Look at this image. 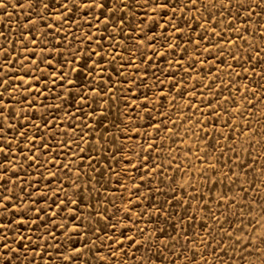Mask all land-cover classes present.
<instances>
[{
	"label": "rangeland",
	"instance_id": "374dc122",
	"mask_svg": "<svg viewBox=\"0 0 264 264\" xmlns=\"http://www.w3.org/2000/svg\"><path fill=\"white\" fill-rule=\"evenodd\" d=\"M8 2L14 4L15 0H8ZM136 2L142 3V0H136ZM204 2L207 3V0H204ZM224 2L227 4L228 0H224ZM256 2L259 4L260 0H256ZM20 3L22 8L8 7L0 14V31L5 33V36L0 38V45L9 49L7 60H15V63L8 64L7 75L10 78L13 76L19 77L23 74L20 68L21 58L29 55L20 44L21 32L23 31L25 35H29L30 39L35 37L37 40L36 45L29 43V51H34L35 56H29L25 66L31 67V61L35 59L39 67L45 69L46 61L41 62V58L42 55L47 54L49 51L45 45L51 39V36L56 35L55 29L58 23L53 19L47 21L37 20L36 16L30 15V11L27 8V0H20ZM197 7H199V4ZM208 7L211 9V4H208ZM146 11L151 14L150 9L146 10L134 7L133 12L135 15L133 16L131 13L126 15L127 22L133 23L134 21L137 33H139L140 28L144 27V24L140 22L143 20L147 23ZM203 11L204 9H201V12ZM211 11L215 13L214 18L209 22L201 20L200 23L205 24V28H209L214 23L216 31L221 32L225 39L235 42V46H230L220 41V49L224 53V63L212 66L211 73H209V65L207 63L204 65L203 71H201L199 62L194 64V70H189L187 75L179 70L180 68L187 67V62L192 55V49L197 43L195 39L197 34L205 37L209 35L208 32L202 31L198 26L195 31H190L188 28H184L183 24L180 25L184 28L185 35L192 37L193 40L192 44L188 46L189 55H184L183 60H180V57L183 55L181 52L183 44H181V48L175 50V53H166L163 60H161L158 54L153 55V51L155 50L157 53L163 52L166 45L161 47L160 43H157L154 49H144L146 52L144 63H141L138 57L136 58L139 71L134 67H127L120 69L123 75L118 76L113 69L118 68L122 63H126L125 58L128 52L125 51L121 59L112 60V57L120 53L122 48L121 45H117L115 52L111 51L113 42L109 40V35L115 36L116 40L122 39L121 36H116L112 31L113 25L109 23L105 26L103 17H101L99 28H97L95 21H93L92 27L89 28L86 23L89 18L84 15L80 17L82 27L77 28L76 25H71L72 36L61 40L60 51L68 55L67 45L69 41H71V48L83 50L85 44L89 48H96L95 40L91 44H88L85 37L84 44H79L72 37H81L82 34L91 32L98 40L103 33V49H97V51H102L104 54V60L100 61L104 71L101 74L99 68L95 69L96 75H94L91 82L92 86L95 87L97 81H108L110 77V86L116 93V96L123 95L131 108V97L135 94L136 103H144L145 108H135L129 111L127 115H121L120 113L124 109V100L113 99L110 102V108L108 107V101L101 100L100 103H103L105 108L111 112L109 119H115L121 125L119 131L114 127H109L110 138L106 142L104 138L97 135V133L102 131V128H95L89 133L91 136L90 144L86 145L83 141L77 140L79 133L74 129H68L67 125L72 124L75 126L85 118L79 117V119L73 120L71 116H65V111H73L67 104L61 105L59 119L56 125L52 127L51 133L47 132L43 126H41L40 132H36L32 127L33 123L40 124L39 118L42 115L46 119L51 118L48 113L57 115L54 111V106L59 101L55 99V94L60 92L61 95H64L59 87L52 88V84L50 83L51 77L48 76L47 70H45V76H48L47 81H41L40 84L36 85V87L44 89L43 94L36 96L33 93L28 96V100H36V105L34 106L36 109L35 113L27 108L26 103L13 104L14 109H21V115L10 121V123L15 124L20 131H26L29 137L35 135L37 137L35 144L40 148L41 152H45L43 144H48L45 154L39 157L41 161L45 159L49 161L47 166L48 171L41 168L37 172L33 166V161L25 163V154L30 151L33 156H36L38 154L36 148L32 146V143L20 137L19 131L8 129L9 137H15L13 155L18 176L22 177V182L13 177V179H17L16 195H22L19 192V187L21 186L25 188L26 192H33V197L25 200V203H29L30 199H40L36 193L45 192L44 199L40 200L38 205H32V207H45L46 201L47 204L51 205V211H47L45 207V214L51 218L52 213L58 211L56 205L59 204V199L64 198L66 194L68 196L72 195L74 191L72 181L76 179L75 174L78 168L81 172L79 177L81 187L87 185L88 188H91V184L95 183V181L86 179V177H98L99 175L89 168V164H93L103 171L105 179L101 181V184H96V189L99 191L92 190L90 197L88 191L84 192V196L89 197L90 202V207L88 204L81 206L85 217H88L90 211L95 215L97 211L103 208H107L108 214L111 215L115 211V208L112 207L113 203L122 209L123 203L121 198H123L124 202L131 198L133 204L139 205L134 211H145L144 217L140 218L138 227H145L147 225L150 231L153 227L159 228L163 226L167 232L179 237L180 242L176 248V255H180V251L187 243L188 248L196 252V264H204V261L209 262V264H243L237 252L243 255L245 260H253L255 264H260V257L258 255H248L250 249L242 248V251L240 249L234 251L233 249L234 240L237 236L243 239L247 235L249 238L255 239L258 244L259 236L264 233V216H262V212H264V207H262L264 206V167H262L264 166V87H262L264 86V78L255 74L260 73L261 67L264 66V59H260L259 63H257L256 59L257 52L264 48V35H262L264 34V23H258V21H264V13H261L260 17L256 15L246 17L245 13L241 11L239 18H236L232 15V13L236 12V0H232L231 11H225L223 16L219 15L218 9H211ZM256 11L259 12L260 9L257 8ZM179 15L180 13L177 12V17ZM191 15L195 16L196 13L193 12ZM205 15L207 16L209 13L205 12ZM184 16L188 18L189 13L185 12ZM33 20H37V23L32 25V32L29 34L24 29V24L26 22L32 24ZM172 22L175 23L176 21L173 20ZM189 22L192 23L191 20ZM47 23H51L53 29L51 36L45 37L41 34L40 29L43 24ZM116 23L118 25L119 21ZM163 23L164 20H158V24ZM229 23L232 25L231 30L226 27ZM65 27L67 28L68 26ZM105 27H107V32H105ZM236 28L240 29L239 33L235 32ZM245 28L248 29L247 33L244 31ZM44 31L47 32L48 29L44 28ZM128 31V28L124 29L125 33ZM161 31L163 29L157 25L155 32L159 34ZM148 34L151 35L152 33ZM165 35L167 36V33ZM60 36H64V33H60ZM237 36L243 37L244 40L238 39ZM216 40V37H212L211 42H216ZM13 41L16 43L13 44ZM169 42H172L171 39ZM131 43V40L125 41L126 45H130ZM207 43L209 41L206 39L200 41L201 47ZM229 48L238 57L237 60H233L228 55ZM52 56L55 57V51L52 52ZM249 56L253 57L251 61L248 59ZM149 57H151V64L146 63ZM218 57L219 53H217ZM97 59L99 58L96 56L92 57V60ZM203 59L204 53L201 52L200 60ZM208 59L211 61L212 57L209 56ZM178 61L179 64L177 63ZM5 63L4 57H0V74L5 72ZM229 64L232 65V68L228 67ZM253 65H255V72L252 70ZM55 66L56 68L60 67L58 64ZM68 66L67 64L65 65V71ZM72 66L74 67L75 65ZM157 67L159 71H157ZM145 68L149 70V75L141 81L140 77L144 75ZM243 69H248L249 71L244 72ZM153 72L155 73V79L152 76ZM172 72H175L173 83L176 87H173L170 91L169 80L172 79L170 75ZM161 73L167 75L168 79H165V75H161ZM36 75H39V72ZM157 79L162 82V91L166 94L163 101L159 103L160 92L157 91V87L155 86ZM133 80L136 82V85H139V88L132 84ZM181 81H184L183 96L177 93V88L180 86ZM0 82H2V79H0ZM13 82L16 83L17 81L14 80ZM45 84H47V87H45ZM193 85L196 86L195 97L191 95L190 91ZM205 85H209L210 87L205 88ZM245 86H247V92ZM128 87H131V93L124 92V89ZM253 88L256 89L255 93L251 91ZM50 90L51 94L49 95ZM85 91L87 92L86 84ZM9 92L12 93L14 98L21 97L24 94L22 87H18L16 90L9 89ZM144 94L148 97L147 101H144ZM88 95L89 99H91V94L88 93ZM45 96H47V99H45ZM224 97H229L228 102L224 101ZM4 98L8 99V93L4 94ZM207 99H213L214 103L228 110L229 116L226 117L221 112L220 119L213 123L207 116ZM233 100L235 101V107L239 109L238 112L233 111ZM249 100H251V105L247 103ZM8 102L13 103L11 100ZM187 103L197 105L200 111H197L196 108L185 107ZM42 105H49L51 107H48L46 112ZM146 109L151 116V122L146 116ZM97 111H100V109L97 108ZM217 111H220V107L217 108ZM25 115L29 117L28 120L24 119ZM96 119H100V117L97 116ZM197 121H199V127H197ZM225 121H227V125H232V127L226 126ZM89 122L95 124L94 120ZM150 123L153 126H150ZM154 123H160L161 125L158 132L154 129ZM21 125L24 127L21 128ZM205 131H207L208 135H204ZM245 133L247 134L245 135ZM115 137H119V139H116L115 144H113L111 138ZM228 137H231V139H228ZM70 138L75 141L71 143V148L68 147ZM84 139L87 140L88 137L86 136ZM208 141H211L213 145H216L217 141L219 142V146H217L215 152H212L207 147ZM76 143H79V148H77ZM151 143H155L156 148L149 150L147 153H142V148L146 149L148 144ZM161 144L163 147H161ZM233 144L235 145L237 155H233L232 151L227 150L228 146ZM249 144L252 145L251 148L248 147ZM117 146H121L119 152L116 151ZM81 148L85 149L83 153L85 157L90 154L93 159H85L81 163L74 156V153H79ZM93 148L96 150L93 151ZM221 151H224L225 154L221 155ZM137 153H141L139 159L137 158ZM144 155L151 156L147 169L141 166L139 171L132 170L131 164H143ZM204 156L208 157L207 161L204 159ZM53 157L63 164L71 163V171L67 175L62 170L57 171V165L52 164ZM216 157H219V161L216 160ZM253 157H255V160H253ZM128 160L131 161L130 164L126 163ZM242 160H246L247 164L244 169H238L236 165ZM225 162L232 166V172L239 173V179L234 184L222 175V173L231 175L228 172V167L223 166ZM213 163L216 164V168L209 171L208 166ZM154 164H161L162 167L153 171L152 166ZM106 165L113 169L112 173L108 172ZM249 165L253 166L251 170L248 168ZM213 171H215V176H213ZM49 172H56V178L51 184H47ZM245 172L248 173L247 176L244 175ZM141 174H145L146 176L143 181L140 178ZM37 180H39V184L36 183ZM250 181H254V183L250 184ZM29 182L32 183V188L28 187ZM66 183L69 185L68 187H65ZM135 184L141 185L138 191L134 187ZM181 184L183 185L182 188L180 187ZM241 186L247 190V195L241 192ZM7 187H12L11 180L7 182ZM48 188L52 190L48 191ZM173 188L176 189L174 193L172 191ZM157 189H162L164 194L156 191ZM54 193H58V198L54 196ZM221 193L224 199L220 198ZM173 195L178 198V201L177 199H173L171 206L165 203V208L167 212L175 213L172 224L177 223L176 217H184L183 220L179 221L180 227L176 228L173 232L172 228L166 224H149L148 212L152 211L150 202L157 203L164 201L166 197L171 198ZM200 197H203V199L201 200ZM53 199L56 200L55 204L52 203ZM98 200L99 204L97 203ZM226 201L231 202L226 203ZM185 209H187V213H185ZM209 214L215 217V219L209 218ZM60 215L63 216L64 213ZM120 215L121 212L116 213L117 217ZM192 215L195 216V220L190 219ZM163 219L164 216L161 215L160 220ZM151 220L155 221L156 215H153ZM60 222L59 216L54 218V223L58 224ZM201 224L211 229L210 235L206 234L203 230L197 231L200 229ZM229 224H231V227H229ZM221 226H223V232L221 231ZM47 227V224L41 227L39 233H43ZM69 228H71V224H69ZM185 228L188 229L190 238L194 237L197 241H211L207 246L206 252L205 244H192L184 240L182 230ZM21 231L25 235H30L33 242L36 243V231L29 232L27 227H22ZM227 232L232 233L231 241L227 239ZM127 234L133 235L134 232ZM212 237L216 239L213 240ZM222 237V246L217 249L216 253H212V248L216 246V241ZM43 240L44 237L41 235V243ZM74 243H76L77 247L80 246L79 242L75 240ZM90 243L91 240H89ZM60 244L66 250L69 248L67 239L62 233L58 232L56 240L48 237L47 255H39L33 258V253L28 251V257L34 259V264H60L56 256V250ZM99 245L100 242L97 241V247ZM40 251L41 249L37 247L36 252ZM192 251L185 253V255L191 256ZM23 252L24 249L22 248L20 250V264H27ZM61 254L63 255L64 253ZM201 254H204V261L200 259ZM49 255L51 256V260H48ZM98 255L107 257L109 254L104 249H101ZM217 257H219V260H217ZM86 258H88L89 264H95V260L89 257L88 253L81 255L76 264H80ZM123 259V257L118 256L116 264H121ZM124 264H133V261L129 259L124 261ZM177 264H187L183 255H180Z\"/></svg>",
	"mask_w": 264,
	"mask_h": 264
},
{
	"label": "snow or ice",
	"instance_id": "6c2138e0",
	"mask_svg": "<svg viewBox=\"0 0 264 264\" xmlns=\"http://www.w3.org/2000/svg\"><path fill=\"white\" fill-rule=\"evenodd\" d=\"M199 4V7L197 5ZM208 4H211V9H218L219 15L223 16L225 11H231L232 0H228V3L225 4L224 0H207V3L204 0H142V3L136 2V0H27V8L30 11V15L36 16L39 21H47L49 19L55 20L57 23L55 32V36H51V32L53 29V25L51 23L43 24L41 26V34L45 37L51 36V39L48 40L45 47L49 49L47 54L42 55L41 62L46 61L45 69H41L37 60L33 59L31 61V67H26L25 64L29 59V56H35L34 51H29V43L32 45H36L37 40L35 37L30 39L29 35H25L24 32H21L20 44L23 49L29 53L28 56H23L20 62V68L23 72L19 77H9L7 75L8 64L15 63V60L8 61L7 53L9 51L8 48H4L3 45H0V57H4L6 63L4 65L5 72L0 74V264H20V250L23 248L24 259L27 261V264H34V259H30L28 257V251L33 253V258L39 255H47V245H48V237H51L53 240H56L57 234L62 233L63 236L67 239L69 248L66 250L62 244L58 245L56 250V256L60 261V264H76V261L79 259L81 255L84 253H88L89 257L95 260V264H116L117 257H123V261L121 264H124L126 260H132L133 264H177V261L180 259V255L184 256L187 264H196V252L192 251V249L188 248L187 243L184 245L183 249L180 251V255H176V248L179 245V237L173 236L170 232H167L166 229L161 226L159 228H149L147 225L145 227H138V223L140 222V218L144 217L145 211L141 210L140 212L134 211L138 204H133L131 198H129L126 202L123 201V208L117 207L114 203L112 207L115 208V211L108 214L107 208L100 209L92 214L90 211L88 217H85L84 212L82 210V205L88 204L90 207L89 197L92 190H96V184H101V181L105 179L103 171L99 167L94 166L93 164H89V168L92 171L98 173L97 176L86 177L89 181H95V183L91 184V188H88L87 185L81 187L79 183V177L81 172L79 168L76 171V179L72 181V186H74V191L71 196L65 195L64 198L59 199V204L56 205L58 211L52 213V217L50 218L45 214V207L47 211H51V205L47 204L45 201V207H35L32 205H38L40 200L44 199L46 193L39 192L36 195L40 199H30L29 203H25V200L33 197V192L25 191L24 187H19V192L22 195H16L17 189V179L22 182V177L18 176L15 157L13 155V145L15 144V137H9L8 129H16L19 131L20 137L32 143V146L36 148V152L38 153L36 156H33L29 151L24 156L25 163L29 161H33V166L36 168L37 172L39 169L43 168L45 171H48L49 161L45 159L44 161L40 160V155H44L48 144L44 143L43 148L45 152H41L40 148L36 146L35 141L37 137L35 135L29 137L26 131H20L17 129L15 124L10 123L15 118H18L21 115V109L13 108V104H27V108L32 110L35 113V105L36 100H28V96L35 93L36 96H40L43 94L44 89L38 88L36 85L40 84L41 81H47L48 76L51 77L50 83L52 84V88L55 89L59 87L64 95H61L60 92L55 94V99L59 101L58 104L54 106V111L57 115H52L48 113L51 117L50 119H46L44 115H42L39 119L41 121L40 124L33 123L32 127L36 132H40L41 126L51 133L52 127L56 125L57 120L59 119V113L61 110V105L67 104L69 108H72L73 111L68 112L65 111V116H71L73 120L79 119V117H84L85 119L81 120L79 124L75 126L72 124H68V129H74L79 133L77 140L83 141L86 145L91 143V136L89 135L95 128H102V131L97 133L98 137L104 138L106 142L107 139L110 138L109 127H114L117 131L120 130L121 125L117 123L115 119H109L111 116V112L105 108L103 103H100L101 100L108 101V107H111V101L113 99L116 100H124V109L121 115H127V113L135 108H145V104H137L136 103V95L133 94L132 106L129 107L126 98L121 96H116V93L111 88V78L109 77L108 81L100 82L97 81L96 86H92V80L95 73V69L99 68L100 73L102 74L104 69L100 64L101 60H104V54L102 51H97V49H103L102 41L104 40L103 33L100 38L97 40L95 36L91 32H87L82 34L81 37L73 36L72 39L75 40L79 44H84V38L86 37L88 44H91L94 40L96 43V48H89L87 44H85L84 49L80 48H71V41L68 42L67 51L68 55H65L64 52L60 51L61 40L67 39L68 36H72V28L71 25H76L77 28L82 27L80 24V17L82 15L87 16L89 19L86 21L88 27H92L93 21L96 22L97 28H99L100 18L103 17V21L105 26L111 23L113 25L112 31L116 36H121L122 39L116 40L115 36L109 35V40L112 41L111 51L115 52L116 46L121 45V52L117 53L112 57V60H119L123 56L125 51L128 52L126 59V63H122L118 68L113 69L117 73L118 76H122L123 72L120 69H124L127 67H134L139 71V65L136 63V58L138 57L141 63H144V57L146 52L144 49L155 48L157 43H160L161 47L166 45L165 51L157 53L155 50L153 51V55H159L160 59L163 60L166 53L173 54L177 48H181V44L184 46L181 48L182 56L180 60H183L184 55H189L188 46L192 44V37L185 35L184 28H188L190 31H195L198 26L202 31H206L209 33L207 37L197 34L195 37L197 43L192 49V55L187 62L186 68H180V71H183L185 75H187L189 70H194V64L199 62L201 65L200 70L203 71L204 65L207 63L209 65V73H211V68L214 65H218V63H224V53L220 49V41H223L225 44H229L230 46H235V42L233 40L225 39L222 36V33L216 31V25L213 23L209 28H205V24L200 23L201 20L205 22H209L214 18L215 13H212L211 9H209ZM8 7H21L20 0H15V3H9L8 0H0V14L3 13V10ZM134 7L150 9L149 14L147 11L145 15L147 16V23L143 20L140 22L144 24L143 28L139 29V33H137V27L133 23H129L126 21V15L131 13L133 16L135 15L133 12ZM259 8L260 11L257 12L256 9ZM201 9H204L201 12ZM243 11L246 17H250L252 15H256L257 17L261 16V13H264V0H260V3L257 4L256 0H236V12L232 13L233 16L239 18L240 12ZM177 12L180 13L179 17H177ZM188 12L189 17L185 18L184 13ZM195 12L196 15L192 16L191 14ZM205 12L209 13V15H205ZM75 17V19H74ZM37 20H33L32 24H28L27 22L24 24V29L30 34L32 32V25L37 23ZM158 20H164L163 24H158ZM176 22L173 23L172 21ZM192 21L190 23L189 21ZM117 21L119 24L117 25ZM258 23H264V21H258ZM183 24L184 28L180 25ZM157 25L163 29L159 34L155 32V28ZM65 26H68L67 28ZM226 27L231 30L232 25L229 23ZM44 28H47L48 31L45 32ZM128 28L129 31L127 33L124 32V29ZM171 29V31H169ZM147 30V31H146ZM245 33H247L248 29H244ZM105 32H107V27H105ZM236 33L240 32L239 28L235 29ZM60 33H64V36H60ZM148 33H152L149 35ZM167 33V36L165 35ZM264 35V34H262ZM5 33L0 31V38H3ZM212 37H216V42H211ZM238 39L244 40L243 37L237 36ZM171 39L172 42H169ZM208 40L209 43L205 44L203 47L200 45L201 40ZM131 40L132 43L130 45H126L125 41ZM13 44L16 42L13 41ZM130 49V50H129ZM55 51V57L52 56V52ZM201 52L204 53V59L200 60ZM43 53V49H42ZM87 53V54H85ZM217 53H219V57L217 58ZM228 55L232 57L233 60H237L238 57L231 52V48H229ZM96 56L99 59L92 60V57ZM211 56L212 60L209 61L208 57ZM249 61L253 59V57H248ZM257 63L260 62V59H264V48L260 49L257 52ZM91 61V63H89ZM147 64H151V57L148 58ZM171 63V61H169ZM179 64V61L177 62ZM60 65L59 68H56L55 65ZM69 65L67 70L65 71V65ZM72 65H75L74 67ZM239 66V65H237ZM229 68H232V65H228ZM45 70H47L48 76H45ZM253 72H255V65H253ZM157 71L159 68L157 67ZM244 72H248V69H243ZM39 72V75L36 73ZM31 73V75H30ZM256 75H260L261 78H264V66L261 67L260 73H255ZM149 75V70L147 68L144 69V75L140 77L141 81L145 77ZM161 75H165L161 73ZM172 79L169 80V90L176 85L173 83L175 79V72L171 74ZM153 78L155 79V73H152ZM239 76V74H237ZM59 77V79H57ZM165 79H168V76L165 75ZM17 81L14 83L13 81ZM127 82V81H125ZM85 84L87 85V92L85 91ZM132 84L139 88V85H136V82L133 80ZM157 91L160 92V101L162 102L165 93L162 91V82L158 79L156 80ZM18 87L23 88V96L14 98L12 93L9 92V89L16 90ZM47 87V84H45ZM205 88H209V85H205ZM219 87V86H218ZM264 87V86H262ZM196 86L193 85L191 88V95L193 97L196 96L195 91ZM239 90V89H237ZM246 92L248 91L247 86H245ZM131 87L124 89V92L131 93ZM253 93L256 92V89H251ZM8 93V99L4 98V94ZM88 93L91 94V99H89ZM177 93L181 96L184 94V81L180 82V86L177 88ZM51 94V90L49 91V95ZM47 99V96H45ZM229 97H224V101L228 102ZM11 100L13 103H9ZM148 97L144 94V101H147ZM203 102V100H202ZM251 105V100L247 102ZM47 112V108L51 107L49 105H42ZM185 107L196 108L197 111H200L199 107L195 104L187 103ZM220 107V111H217V108ZM97 108L100 111H97ZM86 109H88L86 111ZM207 116L208 119H211L213 123L220 119L221 112L227 117L229 116L228 110L223 109L219 104L213 102V99H207L206 104ZM233 111L238 112L239 109L235 107V101L233 100ZM79 114V116H77ZM203 114V113H202ZM99 116L100 119H96ZM146 116L151 122V116L149 111L146 109ZM25 120H28L29 117L27 115L24 116ZM95 121V124L90 123L89 121ZM175 123V122H174ZM225 125L228 127H232V125H227V121H225ZM150 126H153L150 123ZM24 126L21 125V128ZM160 123H154V129L158 132L160 130ZM166 127V125H165ZM197 127H199V121H197ZM171 131V130H169ZM247 133H245L246 135ZM204 135H208L207 131H205ZM43 136V134H41ZM88 137L85 140V137ZM112 143L115 144L116 139L119 137L111 138ZM202 139V137H201ZM231 139V137H228ZM71 138L68 142V147L71 148V143H73ZM100 142V141H98ZM77 148H79V143H76ZM217 146H219V142L217 141L216 145H213L211 141L207 142V147H209L212 152L216 151ZM27 147V145H25ZM161 147L163 145L161 144ZM249 148L252 147L251 144L248 145ZM156 148L155 143L148 144V147L142 148V153H147L149 150ZM96 149L93 148V151ZM121 150V146L116 147V151L119 152ZM227 150L232 151L233 155H237L235 151V145H229ZM85 149L81 148L79 153H74V156L77 157L81 163L85 159L92 160L93 157L89 154L87 157L83 155ZM225 154L224 151H221V155ZM141 153H137V158L139 159ZM157 155H159L157 153ZM250 155V153H249ZM239 159V157L237 156ZM204 159L207 161L208 157L204 156ZM151 160V156L144 155L143 156V164H131V168L134 171H139V168L143 166L145 169L148 167V162ZM216 160L219 161V157H216ZM255 160V157H253ZM126 163H131L130 160L126 161ZM52 164L57 165V171H64L67 175L68 172L71 171V163L63 164L61 161L57 160L53 157ZM247 164L246 160H242L237 163L236 167L238 169H244ZM228 167V172L231 173L229 176L228 173H222L224 177L230 180L231 183H236L239 179V173L232 172V166L225 162L223 165ZM107 170L109 173L113 172V169L107 166ZM161 164H154L152 166V170L156 171L161 168ZM253 166H248L251 170ZM264 167V166H262ZM216 168V164H209L208 170L212 171ZM199 171V169H198ZM245 176L248 175L247 172L244 173ZM213 176H215V171H213ZM16 177L17 179H13ZM56 178V172H49V179L47 180V184L53 183ZM141 181H143L146 176L145 174H141ZM206 178V174H205ZM174 180V178H172ZM12 181V187H7V182ZM39 184V180L36 181ZM58 183V181H57ZM254 183V181L249 182ZM32 183L29 182L28 187L32 188ZM69 185L66 183L65 187ZM140 184H135L134 187L137 191L140 188ZM47 187V185H46ZM182 188L183 185L181 184ZM51 191V188L47 189ZM89 192V197L84 196V192ZM156 191L163 193L162 189H157ZM173 193L176 191L175 188L172 189ZM241 192L244 195H247V190L241 186ZM54 196H57L58 193H54ZM221 199H224L223 194L221 193ZM177 199L174 195L171 198H167L164 201H159L157 203H151L152 211L148 212L149 224L160 223L161 225H168V227L172 228L174 232L176 228L180 227L179 221L183 220L184 217H176L177 223L172 224V219L175 217V213L167 212L165 208V203L169 206L172 205V200ZM202 200L203 197H200ZM231 201H226V203ZM53 204L56 203V200L53 199ZM99 204V200L97 201ZM264 207V206H262ZM66 210V211H65ZM117 212H121L119 217L116 216ZM64 213L63 216L60 214ZM185 213H187V209H185ZM156 215V220L152 221L151 217ZM163 215L164 219L160 220V216ZM60 217V223H54L55 217ZM262 216H264V212H262ZM90 217V218H89ZM209 218L215 219L209 214ZM190 219L195 220V216L192 215ZM103 222V223H102ZM258 223V222H257ZM48 225L47 228L44 229L43 233H39V229L44 225ZM69 224H71V228H69ZM35 226V227H33ZM22 227H27L29 232L36 231V243L33 242L32 237L30 235H25L24 232L21 231ZM231 227V224H229ZM203 230L206 234H211V229L205 227L201 224L200 229L197 231ZM239 230V229H238ZM184 233V240L186 242L192 244H205V252L207 251L208 244L211 241H197L194 237L189 236L188 229L185 228L182 230ZM221 231L223 232V226H221ZM134 232L133 235H128L127 233ZM41 235H43L44 240L41 243ZM227 239L232 240V233H226ZM163 237V239H161ZM215 240V237H212ZM74 240L79 242L80 246L77 247ZM89 240L91 243L89 244ZM25 241H27L25 243ZM97 241L100 242L99 247H97ZM223 244V237L216 241V246L212 248V253H216L217 249L220 248ZM39 247L41 249L40 252H36V248ZM242 248H248L250 251L248 255L251 256L256 254L260 257V264H264V233L259 236V243L257 244L255 239L249 238L247 235L243 237V239L237 236L234 240V251ZM104 249L109 255L107 257L103 255H98V253ZM192 251V255L188 256L185 253ZM61 253H64L63 255ZM239 259L243 262V264H255L253 260H245V257L237 252ZM175 257V258H174ZM201 261H204V254L200 256ZM48 260H51V256H48ZM219 260V257H217ZM80 264H89L88 258L84 259L80 262ZM204 264H209V262L204 261Z\"/></svg>",
	"mask_w": 264,
	"mask_h": 264
}]
</instances>
